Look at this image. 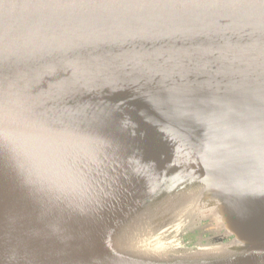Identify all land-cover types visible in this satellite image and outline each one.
<instances>
[{
    "label": "water",
    "instance_id": "water-1",
    "mask_svg": "<svg viewBox=\"0 0 264 264\" xmlns=\"http://www.w3.org/2000/svg\"><path fill=\"white\" fill-rule=\"evenodd\" d=\"M0 132L18 142L0 143V160L42 156L50 167L36 172L95 209L77 213L73 229L111 237L106 245L133 259L102 264H264L259 0H0ZM51 135L71 141L42 151L36 141ZM159 177L172 194L157 202L134 187ZM3 196L0 264H89L69 250V235L67 252L26 238L36 225L14 218ZM140 196L154 209L186 208L187 222H176L182 242L160 245L169 258L132 253L137 236L136 247L147 245L153 211ZM213 213L215 232L191 246L185 234Z\"/></svg>",
    "mask_w": 264,
    "mask_h": 264
},
{
    "label": "bare ground",
    "instance_id": "bare-ground-1",
    "mask_svg": "<svg viewBox=\"0 0 264 264\" xmlns=\"http://www.w3.org/2000/svg\"><path fill=\"white\" fill-rule=\"evenodd\" d=\"M5 133L0 132V143H3L6 147H11L16 145L18 142L15 141L17 138H12L11 136L4 135ZM38 137H34L31 140H34ZM66 142L71 141L69 138H58L56 136H47L43 139L37 140L36 143L42 145V151H46L48 148H52V145L55 142ZM54 142V143H53ZM1 146V150H5L6 147ZM14 152V151H13ZM18 153V152H14ZM20 155V154H19ZM42 156H31V158H24V160L13 161L15 154L9 155L8 159L10 163H6L0 160V177L4 173L10 171L7 175L8 179V188L7 186L0 190L3 196V206L8 210L18 209L14 213V218L19 220H25L28 223H31L33 226L32 230H25L24 235L29 240L34 243H40L44 246L51 247L52 245L56 248V251L67 252V249L62 247L64 245L65 239L63 234L69 235L68 248L69 250H78L82 252L85 256V260L90 261L89 264H102L108 263V261H115L116 259L121 258L124 261H133L127 259V254L125 252H119L115 248H110L106 245V240L103 237H95L90 240V236H86V230L79 228L78 230L73 229L75 223L81 219V215L77 213H86L91 209L90 206L86 208L83 202H77L72 199L73 193L67 189L60 188L53 184H48L47 180L34 176V169L24 171L22 166H39L41 167L43 163H47L46 160L41 158ZM24 171V173L20 172ZM60 207L65 209H70L69 223L65 222V218L58 216L60 213ZM2 206H0L1 211ZM52 211V212H50ZM92 211H95L93 208ZM73 212V214H71ZM62 214V213H61ZM93 216L94 212H92ZM64 221V222H63ZM72 222V223H70ZM64 225L68 226V229L64 232L62 227ZM22 232H24L22 230ZM23 235V236H24ZM14 237V236H13ZM16 238V237H15ZM16 240H18L16 238ZM142 241V238L137 236V240L134 247L139 245ZM214 248L208 247L203 248L202 254L210 252ZM184 254L192 253L191 251H184ZM121 254V255H119ZM73 257V256H71ZM84 257V256H83ZM98 260V261H97ZM121 261V260H120ZM120 264H127L125 262H120Z\"/></svg>",
    "mask_w": 264,
    "mask_h": 264
},
{
    "label": "rangeland",
    "instance_id": "rangeland-1",
    "mask_svg": "<svg viewBox=\"0 0 264 264\" xmlns=\"http://www.w3.org/2000/svg\"><path fill=\"white\" fill-rule=\"evenodd\" d=\"M42 167L48 168V167H50V164L49 163H43V165L41 167H39V166H34V167L22 166L21 168L24 171L31 170L33 168L34 169V176H38L41 179H43V177H44L48 181L47 182L48 184H51L49 180H51L52 183H55L53 178L50 177V175L47 172H42V173L36 172L38 169H40ZM157 182L159 184H153V183H149L147 181V179H145L144 181L138 183L137 185H134V187L137 188L138 186L142 185L143 186L142 191L144 192V195H146V197H149L152 200L157 202V201H159V199L161 197H163V196L166 197L168 194H172V192H170V187L168 186L171 181L168 182V181H166V179L159 177ZM165 183H168V184L166 186H164ZM128 188H126L124 190H128ZM152 191H155V192H152ZM102 192H103V190H100L98 192V195L102 196ZM144 197L140 196L141 199H139V201H135V202L140 203L141 205H143V204L147 205L149 208H153V205L155 203L151 204L150 201L144 200ZM114 200H112V201H114ZM115 202H116V200H115ZM185 209L186 208L182 205L171 206V204L170 205L168 204V206L161 205V206L157 207L156 209L153 208V211L151 212V216L148 219L147 224H146L147 227H149L147 229V232H146L147 235H146V239H145L146 240L145 242L147 245L144 247H136V246L133 247L132 253L137 254V255L141 254L140 256H147V257L153 256V255H149L150 253H146L147 250H145V249L147 247H149L148 249L150 251L156 252V250H157L159 252L164 251V253H167V254L163 255L164 258L171 257L172 252L169 250H168V252L165 251V250H167V248H162V247H160V245L161 244H175L179 241L182 242V240L180 239L181 237L178 238V236L182 235L181 231L183 230L184 226L178 232V230H176V222H178V220H180V218L182 216H184V219L186 220L185 222H187L188 214L187 215L185 214V211H186ZM216 215H217L216 213L211 214V216L204 221V223H203V225L199 231H201L202 233H205V234L212 235L213 230L217 228V226H216V223H217ZM180 222L183 223V218ZM188 234L189 233L185 234V239L192 246V245H194L195 240L187 238ZM204 236H208V235H204ZM235 238H237L236 235L232 236V239H235ZM159 247H160V249H159ZM151 248H153V249H151Z\"/></svg>",
    "mask_w": 264,
    "mask_h": 264
},
{
    "label": "flooded vegetation",
    "instance_id": "flooded-vegetation-1",
    "mask_svg": "<svg viewBox=\"0 0 264 264\" xmlns=\"http://www.w3.org/2000/svg\"><path fill=\"white\" fill-rule=\"evenodd\" d=\"M215 230H213V233L215 232ZM204 235H209V234L202 233L201 231H199L198 233L193 232V233L188 234L187 238L192 239V240H196L197 237L204 236ZM232 236H234V235H231L230 238H232Z\"/></svg>",
    "mask_w": 264,
    "mask_h": 264
},
{
    "label": "trees",
    "instance_id": "trees-1",
    "mask_svg": "<svg viewBox=\"0 0 264 264\" xmlns=\"http://www.w3.org/2000/svg\"><path fill=\"white\" fill-rule=\"evenodd\" d=\"M200 229H201V228L199 227V228H197L194 232L198 233ZM191 233H193V232H191ZM189 234H190V233H189Z\"/></svg>",
    "mask_w": 264,
    "mask_h": 264
},
{
    "label": "snow or ice",
    "instance_id": "snow-or-ice-1",
    "mask_svg": "<svg viewBox=\"0 0 264 264\" xmlns=\"http://www.w3.org/2000/svg\"><path fill=\"white\" fill-rule=\"evenodd\" d=\"M259 2H260L261 4H264V0H259Z\"/></svg>",
    "mask_w": 264,
    "mask_h": 264
}]
</instances>
